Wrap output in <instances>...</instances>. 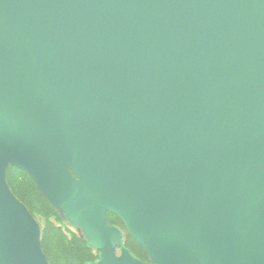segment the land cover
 I'll use <instances>...</instances> for the list:
<instances>
[{
    "label": "water",
    "instance_id": "1",
    "mask_svg": "<svg viewBox=\"0 0 264 264\" xmlns=\"http://www.w3.org/2000/svg\"><path fill=\"white\" fill-rule=\"evenodd\" d=\"M9 166L97 246L264 264V0H0V264H50Z\"/></svg>",
    "mask_w": 264,
    "mask_h": 264
},
{
    "label": "trees",
    "instance_id": "2",
    "mask_svg": "<svg viewBox=\"0 0 264 264\" xmlns=\"http://www.w3.org/2000/svg\"><path fill=\"white\" fill-rule=\"evenodd\" d=\"M14 194L34 215H42L47 221L42 231V247L50 264H90L96 260L92 248L82 238L71 237L50 221L55 209L38 189L33 178L22 169L11 167L7 174Z\"/></svg>",
    "mask_w": 264,
    "mask_h": 264
},
{
    "label": "rangeland",
    "instance_id": "3",
    "mask_svg": "<svg viewBox=\"0 0 264 264\" xmlns=\"http://www.w3.org/2000/svg\"><path fill=\"white\" fill-rule=\"evenodd\" d=\"M11 167H13V166H9L7 169L6 182H7V185L9 186V188L11 189L12 194L21 203H23L14 194L11 186L8 183L7 174H8V171ZM71 173H72V175H74L72 171H71ZM48 202H49V200H48ZM51 206L55 209L56 216L51 217L50 221L53 222L54 224H56L57 226L61 227L63 229V231L67 234V236L71 237L72 235H76L77 237L84 239L89 244L90 248H92L93 253L96 256V260L90 264L102 263L103 262L102 257L104 254H107V253H111L114 256L121 258L123 255V250H128L134 258L140 260L144 264H154L152 262V260L150 259L149 255L147 254V252L145 251V249L131 235V233L129 232V230L125 224V222L117 214L112 213V212L106 213V221H107L108 225L110 227L115 228L117 230V232L119 233V235L118 234L113 235L111 238V242H110L109 246L105 248V247L97 246L95 244H92V242H90V238L86 234L85 228L83 226L84 223L81 220L72 218V216L70 215V213L68 212V210L66 208L54 207L52 204H51ZM26 208L28 209V212H29L31 218L37 223V225H38V227L42 233L44 226L46 224V221H47L46 217H44L42 215H34L30 212V210L27 206H26ZM107 251H109V252H107Z\"/></svg>",
    "mask_w": 264,
    "mask_h": 264
}]
</instances>
